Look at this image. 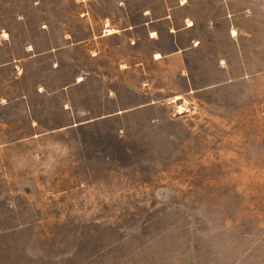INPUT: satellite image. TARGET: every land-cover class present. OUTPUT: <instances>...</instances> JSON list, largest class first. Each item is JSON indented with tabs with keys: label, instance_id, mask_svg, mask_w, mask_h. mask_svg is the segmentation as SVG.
Here are the masks:
<instances>
[{
	"label": "rangeland",
	"instance_id": "obj_1",
	"mask_svg": "<svg viewBox=\"0 0 264 264\" xmlns=\"http://www.w3.org/2000/svg\"><path fill=\"white\" fill-rule=\"evenodd\" d=\"M175 1L0 0V264H264V0Z\"/></svg>",
	"mask_w": 264,
	"mask_h": 264
},
{
	"label": "crops",
	"instance_id": "obj_2",
	"mask_svg": "<svg viewBox=\"0 0 264 264\" xmlns=\"http://www.w3.org/2000/svg\"><path fill=\"white\" fill-rule=\"evenodd\" d=\"M165 1H166L167 5H170V7H171V4H172V3H176L175 0H165ZM188 1H192V0H187V1H186V0H182V2L180 1V2H181L180 5H179L180 7H179V6H177V7L182 8V7L186 6L185 4H186V2H187V4H188ZM200 7H201V8H204L203 6H199V8H200ZM191 8H192V6H191ZM117 10H118L119 12L122 11V9H121V5H120V4H119V7H118ZM176 10H178V9H176L175 7H172V10H171V12H172V13H171V16H173V17H174V15L176 16V14H177V12H178V11H176ZM143 14H144V16H147V15L150 14V13H149L148 11H145ZM166 16H167V15H165L164 17H166ZM190 19H192V16H190ZM189 22H190V23H189L186 27H184L183 30H185V31H193L192 28L195 26V23H196V22L193 23V24H192V20H189ZM193 22H194V21H193ZM174 41H175L176 43L178 42L177 39L174 40ZM198 42H199L198 45H200V44H201V41H200V40H195V41H194V43H198ZM179 51H181L180 48H179L178 50L174 51V52L172 53V55H173V56H177L178 53H179ZM182 52H183V51H182ZM161 58H162V57H161ZM161 58H160V59H161ZM160 59H159V60H160ZM155 60H156V59H155Z\"/></svg>",
	"mask_w": 264,
	"mask_h": 264
},
{
	"label": "bare ground",
	"instance_id": "obj_3",
	"mask_svg": "<svg viewBox=\"0 0 264 264\" xmlns=\"http://www.w3.org/2000/svg\"><path fill=\"white\" fill-rule=\"evenodd\" d=\"M110 32V31H109Z\"/></svg>",
	"mask_w": 264,
	"mask_h": 264
}]
</instances>
